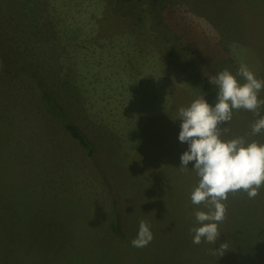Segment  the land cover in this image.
<instances>
[{
    "label": "rangeland",
    "instance_id": "obj_1",
    "mask_svg": "<svg viewBox=\"0 0 264 264\" xmlns=\"http://www.w3.org/2000/svg\"><path fill=\"white\" fill-rule=\"evenodd\" d=\"M241 62L264 79V0H0V264H264V188L195 245L208 208L180 169L178 109L214 106L208 78ZM258 118L234 110L221 138L264 143Z\"/></svg>",
    "mask_w": 264,
    "mask_h": 264
},
{
    "label": "clouds",
    "instance_id": "obj_2",
    "mask_svg": "<svg viewBox=\"0 0 264 264\" xmlns=\"http://www.w3.org/2000/svg\"><path fill=\"white\" fill-rule=\"evenodd\" d=\"M208 79L216 85L215 105H210L202 95L189 106L180 107L176 118L181 121L178 139L188 146L180 156V169L194 170L199 178L198 186L191 193V202L208 208L207 212H195L196 221L201 225L190 229L195 245L202 242L216 244L221 235L218 225L227 216L224 202L230 193L243 191L249 199H255L264 188V143L249 142L243 136L230 140L221 138L225 131L222 126L232 120L234 110L241 109L259 117L251 126V135L264 133V116L260 115L264 99L259 98L260 92L264 91V79H258L243 62L235 75L224 69ZM189 162H193L191 169ZM153 239L149 225L141 220L131 244L143 248ZM227 250L226 242L220 244L219 249L214 247L212 254L221 257Z\"/></svg>",
    "mask_w": 264,
    "mask_h": 264
},
{
    "label": "trees",
    "instance_id": "obj_3",
    "mask_svg": "<svg viewBox=\"0 0 264 264\" xmlns=\"http://www.w3.org/2000/svg\"><path fill=\"white\" fill-rule=\"evenodd\" d=\"M118 2L120 3H130L132 2L133 0H117ZM47 96V95H46ZM54 109V108H53ZM52 110V108H51ZM54 112L58 113L59 112L54 109ZM60 115V114H59ZM63 125H64V128L67 130V132L69 133V135L75 139L78 144L87 151L88 154H91V145L90 143L88 142L87 138L85 137L84 133L81 131V129L76 126L75 124L71 123L68 119L66 118H62L61 119Z\"/></svg>",
    "mask_w": 264,
    "mask_h": 264
}]
</instances>
